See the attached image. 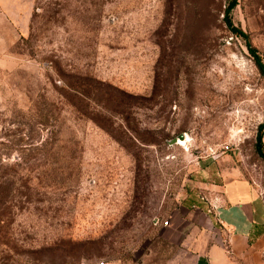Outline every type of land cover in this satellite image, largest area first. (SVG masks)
Here are the masks:
<instances>
[{
    "label": "rangeland",
    "instance_id": "obj_1",
    "mask_svg": "<svg viewBox=\"0 0 264 264\" xmlns=\"http://www.w3.org/2000/svg\"><path fill=\"white\" fill-rule=\"evenodd\" d=\"M228 2L0 0V264H168L225 179L264 197ZM229 15L264 59V0Z\"/></svg>",
    "mask_w": 264,
    "mask_h": 264
},
{
    "label": "crops",
    "instance_id": "obj_2",
    "mask_svg": "<svg viewBox=\"0 0 264 264\" xmlns=\"http://www.w3.org/2000/svg\"><path fill=\"white\" fill-rule=\"evenodd\" d=\"M211 202L210 213L184 220L185 255L168 264H264L263 195L246 178L229 177Z\"/></svg>",
    "mask_w": 264,
    "mask_h": 264
},
{
    "label": "trees",
    "instance_id": "obj_3",
    "mask_svg": "<svg viewBox=\"0 0 264 264\" xmlns=\"http://www.w3.org/2000/svg\"><path fill=\"white\" fill-rule=\"evenodd\" d=\"M237 0H229L228 5L225 9L224 21L228 27V29L236 35H241L245 38L246 45L252 55L253 61L258 68L259 72L262 76H264V59L261 52L254 46L248 39L247 34L238 26L234 25L231 17L229 15L230 10L236 5ZM264 131V120L259 123L258 125V133H257V144H256V151L258 154L264 158V148L262 146V134Z\"/></svg>",
    "mask_w": 264,
    "mask_h": 264
},
{
    "label": "water",
    "instance_id": "obj_4",
    "mask_svg": "<svg viewBox=\"0 0 264 264\" xmlns=\"http://www.w3.org/2000/svg\"><path fill=\"white\" fill-rule=\"evenodd\" d=\"M185 137V134L183 132L178 133L176 136H173L172 138L168 139V143L169 144H173L176 143L178 141V139H182Z\"/></svg>",
    "mask_w": 264,
    "mask_h": 264
},
{
    "label": "bare ground",
    "instance_id": "obj_5",
    "mask_svg": "<svg viewBox=\"0 0 264 264\" xmlns=\"http://www.w3.org/2000/svg\"><path fill=\"white\" fill-rule=\"evenodd\" d=\"M186 140V134H185V137L184 138H182V139H178V141H177V143H179L180 141L182 142V141H185Z\"/></svg>",
    "mask_w": 264,
    "mask_h": 264
},
{
    "label": "built area",
    "instance_id": "obj_6",
    "mask_svg": "<svg viewBox=\"0 0 264 264\" xmlns=\"http://www.w3.org/2000/svg\"><path fill=\"white\" fill-rule=\"evenodd\" d=\"M165 222H167V221H165Z\"/></svg>",
    "mask_w": 264,
    "mask_h": 264
}]
</instances>
